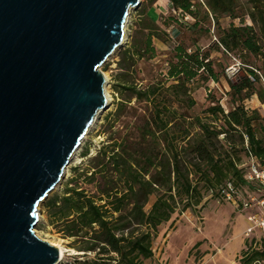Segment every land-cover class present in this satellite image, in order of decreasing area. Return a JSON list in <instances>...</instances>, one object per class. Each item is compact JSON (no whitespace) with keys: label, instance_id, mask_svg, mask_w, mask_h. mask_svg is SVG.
Here are the masks:
<instances>
[{"label":"trees","instance_id":"1","mask_svg":"<svg viewBox=\"0 0 264 264\" xmlns=\"http://www.w3.org/2000/svg\"><path fill=\"white\" fill-rule=\"evenodd\" d=\"M145 1L151 6L157 0ZM167 1L172 12L193 21L190 31L208 33L203 26L212 25L214 41L190 52L175 47L174 62L168 64L163 81L142 88L123 85V91L151 109L148 117L133 127L135 137L102 145L88 162V169L71 178L61 196L45 203L48 221L56 233L83 257L93 255L82 264H142L151 259L159 227L175 213L198 207L203 200L202 189L217 198L214 191L225 181L235 186L244 184L242 171L237 168L242 164L237 145L244 159L249 155L264 158V126L257 113L248 115L240 107L251 96L264 104V89L258 87L260 79L264 81V0ZM238 8L240 14L235 11ZM145 17L143 29L147 35L143 43H133L123 52L132 66L145 58L146 52H152L155 31L172 27L166 21L156 22L147 13ZM242 17L250 24L230 23L225 28L219 24L224 18L233 21ZM212 54L237 59L239 73L244 72L236 81L226 79L231 111L224 113L218 104L203 111L204 118H220L224 127L221 131L179 111L194 106V84L218 81ZM208 99L211 102L212 97ZM255 128L262 132L260 137ZM81 178L94 183L93 193L79 187L77 180ZM151 198L154 201L145 210ZM263 260L264 240L255 247L246 242L239 264Z\"/></svg>","mask_w":264,"mask_h":264},{"label":"water","instance_id":"2","mask_svg":"<svg viewBox=\"0 0 264 264\" xmlns=\"http://www.w3.org/2000/svg\"><path fill=\"white\" fill-rule=\"evenodd\" d=\"M139 5L0 0V264L58 261L34 235L36 208L106 109L99 67Z\"/></svg>","mask_w":264,"mask_h":264},{"label":"rangeland","instance_id":"3","mask_svg":"<svg viewBox=\"0 0 264 264\" xmlns=\"http://www.w3.org/2000/svg\"><path fill=\"white\" fill-rule=\"evenodd\" d=\"M150 5L145 0H140L139 7L130 9L127 24L124 29L126 43L118 50H114L107 60L99 67L102 75H106L108 91L112 98L111 105L97 118L84 135L77 151L76 160H72L65 168L63 175L54 189L40 202L36 208L37 221L33 232L44 243L63 249L62 264H82L83 261L93 259V255L82 256L69 247V241L61 238L48 221L45 203L52 197L61 196L64 188L70 183L77 173L88 169V162L102 145L124 137H135L133 127L140 124L150 114V105L145 102H137L127 91L122 90L123 85L142 88L152 83L163 81L166 78V69L169 63L174 62V49L177 46L185 48L188 52L195 47L206 48L214 41V27L203 26L209 32L203 30L190 31L189 25L193 21L187 17L181 18L179 13L172 12L167 0H161L155 8L148 11ZM241 13L240 8L235 10ZM145 13L149 18L161 22L166 21L171 28L155 31L151 40L152 52H146L145 58L138 60L132 66L124 56L125 49L133 43L142 44L147 35L143 29L146 23ZM230 23L235 26L249 25L246 17L236 20L221 19L219 24L225 28ZM152 54V55H151ZM212 68L218 75V81L198 82L191 88V98L194 106L190 109H181L190 118L199 117L202 122L216 131L224 129L220 118L203 116V111L211 105H220L224 113L233 109L230 99V90L226 79L233 81L243 77L244 72L239 73L241 65L237 59L230 56L212 54ZM104 80V78H103ZM258 87L264 89V81L260 79ZM211 96L212 100L208 99ZM125 101V103L123 102ZM122 106H118L120 103ZM246 113H257L259 123L264 126V104L256 96H251L240 103ZM254 125V124H253ZM255 127V125H254ZM197 131V130H196ZM257 137L262 135L255 128ZM223 139V134L218 137ZM241 163H244L240 145L235 147ZM86 154V156H84ZM78 170L75 172L74 170ZM79 187L93 193V184L86 183L82 178L77 180ZM72 186V185H70ZM203 200L194 210L184 213H175L171 219L159 227V234L152 243L153 257L143 261L142 264H239L241 252L245 249V243L252 238H244L243 232L247 226V211L240 212L230 204L211 197L203 189ZM246 198V197H245ZM153 198L145 207L148 210ZM38 215L42 218L38 219ZM57 249V248H56ZM254 264H264L263 261Z\"/></svg>","mask_w":264,"mask_h":264},{"label":"built area","instance_id":"4","mask_svg":"<svg viewBox=\"0 0 264 264\" xmlns=\"http://www.w3.org/2000/svg\"><path fill=\"white\" fill-rule=\"evenodd\" d=\"M241 108L246 111L244 107ZM244 161L237 167L242 171L244 184L235 186L227 180L214 191V194L217 199L230 204L234 209L240 212L247 211V214L245 213L247 226L243 235L244 238L252 237L248 243L255 247L260 240H264V158L259 160L249 155Z\"/></svg>","mask_w":264,"mask_h":264},{"label":"bare ground","instance_id":"5","mask_svg":"<svg viewBox=\"0 0 264 264\" xmlns=\"http://www.w3.org/2000/svg\"><path fill=\"white\" fill-rule=\"evenodd\" d=\"M139 2H140V0H138ZM128 17V16H127ZM126 17V18H127ZM126 24H127V20L125 21V23H124V26H123V36H122V39H121V42H120V45L115 49V50H118V49H120L125 43H126V35L124 34V29L126 28ZM107 60V59H106ZM103 78H104V84H103V97H104V101H105V108L107 109V108H109V106L111 105V102H112V98H111V96H110V93H109V91H108V87H107V83H106V80H107V78H106V75L105 74H103ZM105 109V110H106ZM104 110V111H105ZM103 113V110H101V111H99L98 113H97V115L95 116V118H94V121H93V123L91 124V126H90V128H92V126H93V124L96 122V120H97V118L101 115ZM89 128V129H90ZM84 138V137H83ZM78 149V148H77ZM77 149H76V151H77ZM76 151H74V153H73V155H72V157L70 158V161H72V160H76ZM69 161V162H70ZM64 171H65V169H64ZM42 217L40 216V215H38V219H41ZM56 248H57V250H58V261L56 262V263H54V264H62V262H63V249H62V247L61 246H59V245H57L56 246Z\"/></svg>","mask_w":264,"mask_h":264},{"label":"crops","instance_id":"6","mask_svg":"<svg viewBox=\"0 0 264 264\" xmlns=\"http://www.w3.org/2000/svg\"><path fill=\"white\" fill-rule=\"evenodd\" d=\"M159 1H161V0H157L154 4H152V5L150 6V8L148 9V11L151 10V9H153V8H155V6L159 3ZM151 19H152V18H151ZM159 19H160V17H159ZM159 19H158V20H155V21L158 22Z\"/></svg>","mask_w":264,"mask_h":264}]
</instances>
